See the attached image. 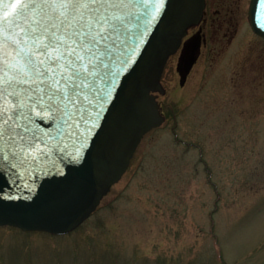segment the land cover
Segmentation results:
<instances>
[{"label": "rangeland", "instance_id": "1", "mask_svg": "<svg viewBox=\"0 0 264 264\" xmlns=\"http://www.w3.org/2000/svg\"><path fill=\"white\" fill-rule=\"evenodd\" d=\"M207 2L197 61L180 85L168 59L165 120L96 212L68 234L0 226V264H264V38L249 0Z\"/></svg>", "mask_w": 264, "mask_h": 264}, {"label": "water", "instance_id": "2", "mask_svg": "<svg viewBox=\"0 0 264 264\" xmlns=\"http://www.w3.org/2000/svg\"><path fill=\"white\" fill-rule=\"evenodd\" d=\"M204 6L205 0H113L106 50L85 61L94 67L72 103L50 107L31 92L4 86L14 94L0 95V226L64 234L89 217L126 171L144 134L164 121L157 100L165 93L164 66L201 21ZM24 7L0 0L5 44ZM247 18L264 38V0H250ZM200 46L199 31L184 41L180 85Z\"/></svg>", "mask_w": 264, "mask_h": 264}, {"label": "snow or ice", "instance_id": "3", "mask_svg": "<svg viewBox=\"0 0 264 264\" xmlns=\"http://www.w3.org/2000/svg\"><path fill=\"white\" fill-rule=\"evenodd\" d=\"M14 2L25 7L21 19L14 21L7 43L0 40V95L14 94L5 92L6 85L33 93L37 99L49 101L50 107L56 106L55 101L80 99L88 79L85 72L94 67L85 61L106 50L113 0Z\"/></svg>", "mask_w": 264, "mask_h": 264}, {"label": "flooded vegetation", "instance_id": "4", "mask_svg": "<svg viewBox=\"0 0 264 264\" xmlns=\"http://www.w3.org/2000/svg\"><path fill=\"white\" fill-rule=\"evenodd\" d=\"M207 3H208L207 0H205V9H204V15H203L202 21L200 22L199 25L189 29L188 36H191V35L195 34L196 32L198 33V31H199L202 33V37H203V35H204L203 29H204L205 21H207V10H206ZM217 12H218V10H217ZM217 12H215V13H217ZM183 48L184 47L181 45L180 49L178 50V54H177L178 58H180V56L183 55V52H184Z\"/></svg>", "mask_w": 264, "mask_h": 264}]
</instances>
